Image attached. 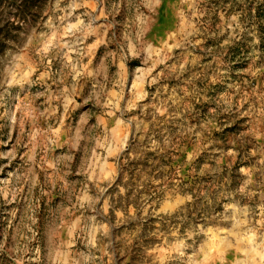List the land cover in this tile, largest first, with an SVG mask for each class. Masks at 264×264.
<instances>
[{
  "label": "rangeland",
  "instance_id": "374dc122",
  "mask_svg": "<svg viewBox=\"0 0 264 264\" xmlns=\"http://www.w3.org/2000/svg\"><path fill=\"white\" fill-rule=\"evenodd\" d=\"M0 264H264V0H0Z\"/></svg>",
  "mask_w": 264,
  "mask_h": 264
},
{
  "label": "trees",
  "instance_id": "16d2710c",
  "mask_svg": "<svg viewBox=\"0 0 264 264\" xmlns=\"http://www.w3.org/2000/svg\"><path fill=\"white\" fill-rule=\"evenodd\" d=\"M17 15H20V17H22V14H21V13H19V14H15V17H16Z\"/></svg>",
  "mask_w": 264,
  "mask_h": 264
}]
</instances>
